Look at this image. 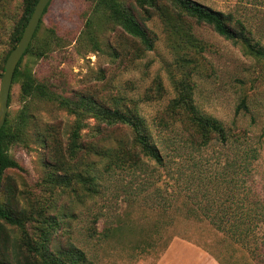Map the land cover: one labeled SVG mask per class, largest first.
<instances>
[{"label":"rangeland","instance_id":"obj_1","mask_svg":"<svg viewBox=\"0 0 264 264\" xmlns=\"http://www.w3.org/2000/svg\"><path fill=\"white\" fill-rule=\"evenodd\" d=\"M24 1L0 0V82ZM119 1L147 29L152 50L143 51L139 40L96 9L98 0H53L19 71L30 70L37 84L77 103L92 97L114 107L115 99L122 100L163 162L109 174L95 150L79 148L71 155L74 138L79 147L99 144L96 135L104 129L132 144L133 131L47 98L24 100L17 77L4 148L21 170L1 174L0 207L24 226L0 218V264H26L19 256H33L28 240L44 242L49 251L73 244L92 264H156L174 238L221 264H255L207 219L217 203L237 208L255 202L264 211V57L178 12L172 0H148L153 7L146 0ZM193 1L226 14L233 27L242 22L249 41L264 49V0ZM178 88L188 90L202 115L222 124L226 141L196 146L180 123L169 129L159 124L163 118L170 123ZM56 146L68 163L73 156L83 158V169L96 167V194H84L74 182L68 189L50 183L52 175L65 176L50 159ZM54 216L50 234L41 239L43 221Z\"/></svg>","mask_w":264,"mask_h":264},{"label":"trees","instance_id":"obj_2","mask_svg":"<svg viewBox=\"0 0 264 264\" xmlns=\"http://www.w3.org/2000/svg\"><path fill=\"white\" fill-rule=\"evenodd\" d=\"M37 2L38 0L24 1L23 15L13 29L11 51L20 41ZM172 2L178 12L193 18L198 23L210 26L216 33L227 40L244 46L250 54L264 57V49L258 47L256 44H252L245 36V28L242 22L237 21V26L233 27L231 19L226 14L213 10L212 8L193 0H172ZM149 5L153 7L151 3ZM95 8L103 9V12H105L108 18H110L116 25L120 26L134 39L139 40L140 44L143 46V51H150L153 49L154 43L147 29L142 27L134 15L129 12L119 0H98ZM32 48L31 43L24 57L27 54L32 53ZM23 58L20 64L22 63ZM19 66L16 70L14 80L17 77L21 78V94L23 95L24 100L47 98L57 102L60 107L65 108L69 112L79 113L78 111L80 110H86L97 116L99 120L105 122L109 127L120 124L131 128L133 131L134 140L132 144H128L123 139L113 138L111 135H106L109 132H107L108 130L104 131V129H101L99 134L96 135V137L99 138V144L95 142L94 144L89 143L91 145H87L86 147L83 145L82 147H79L74 138L72 140V147L69 149L71 155H74L76 149L79 148L82 150H95V155L104 162V171L109 174H112V172L117 170L141 169L146 161H155L162 164L163 157L160 154L158 147L151 141L149 135L144 131L143 126L137 122V114H132L122 100L115 99L114 107H108L99 103L92 97H83L81 98L80 103H77L70 98L67 99L60 95H53L43 86L36 83L30 70L25 69L23 72H20ZM4 70L5 67L3 68V74ZM177 91L179 100L174 101L172 107L168 110L170 123L166 122L163 118L159 120V124L167 127L166 129H169L168 126L170 124L180 123L188 132L192 144L196 146L207 147L213 139L226 141L228 133L222 124L215 119L202 115L192 104V99L189 98L188 90L186 88H178ZM6 124L7 119L0 133V160L2 173L7 169L21 170L19 164L6 153L4 148ZM58 153V146H56L54 148V153L52 152L50 155V159L59 169V172H64L65 176L62 177L61 175L59 176L56 174L54 178V175H52V181L50 183L58 186L62 184L61 186L68 189L72 187L74 182L76 185H80L84 194H91V196L96 194L98 192L97 189L99 188V185L97 184L98 177L95 173L96 167L93 168L92 166H89L88 169H83V158L75 159L73 156H70V162L68 163L64 158V155L61 153L59 156ZM77 160H80V163H77ZM243 168L247 170L248 164L245 163ZM223 204L224 203H217L215 215L207 219L208 222L217 231L226 236L231 243L246 250L255 264H264V211H261L255 202H253L254 205L244 204L242 207L239 206L237 208L226 205L223 206ZM205 211H207L205 214L211 212L208 207ZM189 214L192 215V213ZM0 218L13 225L24 226L21 219L14 216V212H6L2 207H0ZM43 223L46 226L44 225L42 229H40V237L41 239H47V236L50 234L55 224V216L50 220L45 219ZM22 241L24 244V239ZM34 244L35 245L29 240L26 242V247L28 248L29 253H32L33 256L29 254L19 256L21 261L25 259L26 264H92L88 261L84 252L78 250L73 244H68L66 249L56 251L47 250L44 242ZM41 251L43 252L41 253ZM45 256H48V261L44 260L40 262L38 260L39 257ZM33 258L35 259L32 260Z\"/></svg>","mask_w":264,"mask_h":264},{"label":"water","instance_id":"obj_3","mask_svg":"<svg viewBox=\"0 0 264 264\" xmlns=\"http://www.w3.org/2000/svg\"><path fill=\"white\" fill-rule=\"evenodd\" d=\"M51 1L52 0H38L20 41L7 58L4 74L0 82V133L6 123L9 97L16 70L29 48L40 25L41 19ZM1 174L2 166L0 160V178Z\"/></svg>","mask_w":264,"mask_h":264},{"label":"crops","instance_id":"obj_4","mask_svg":"<svg viewBox=\"0 0 264 264\" xmlns=\"http://www.w3.org/2000/svg\"><path fill=\"white\" fill-rule=\"evenodd\" d=\"M156 264H221L191 242L174 238Z\"/></svg>","mask_w":264,"mask_h":264}]
</instances>
